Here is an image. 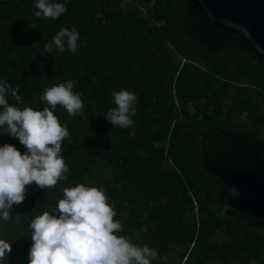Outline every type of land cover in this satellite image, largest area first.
<instances>
[{"label":"trees","instance_id":"trees-1","mask_svg":"<svg viewBox=\"0 0 264 264\" xmlns=\"http://www.w3.org/2000/svg\"><path fill=\"white\" fill-rule=\"evenodd\" d=\"M60 2L65 13L38 19L33 0H0V79L18 89L16 106L42 109L44 89L67 80L82 100L77 116L54 112L68 132L66 179L25 186L0 222L7 264H29L28 224L76 184L104 189L119 235L156 249L151 264H264V223L227 210L229 192L212 173L245 152L264 159V61L191 10L193 0ZM61 27L80 33L77 51L49 55ZM113 89L137 97L129 127L103 116ZM5 143L25 151L0 133Z\"/></svg>","mask_w":264,"mask_h":264},{"label":"clouds","instance_id":"clouds-1","mask_svg":"<svg viewBox=\"0 0 264 264\" xmlns=\"http://www.w3.org/2000/svg\"><path fill=\"white\" fill-rule=\"evenodd\" d=\"M33 5L38 19H56L66 11L60 0H33ZM79 36L75 28L61 27L44 49L49 55L53 51L75 53ZM17 92L0 79V133L18 138L25 149L22 154L13 144L0 145V222L9 221L13 205L25 199V186L34 182L47 189L66 179L69 168L60 153L68 132L54 112L57 105L69 116H77L82 109L72 80L45 88L40 101L46 106L39 110L17 107L22 102ZM110 95L115 107L103 114L105 119L112 126H131L136 95L126 89H113ZM9 96L15 104L9 103ZM115 216L103 188L86 184L62 188L53 212L43 211L28 224L29 264H151L156 249L119 235L122 224ZM11 243L0 237V264H7Z\"/></svg>","mask_w":264,"mask_h":264},{"label":"water","instance_id":"water-1","mask_svg":"<svg viewBox=\"0 0 264 264\" xmlns=\"http://www.w3.org/2000/svg\"><path fill=\"white\" fill-rule=\"evenodd\" d=\"M191 10L226 35L238 36L256 60L264 61V0H193ZM212 173L229 192L227 210L264 223V159L259 154L236 155L233 164L215 167Z\"/></svg>","mask_w":264,"mask_h":264},{"label":"rangeland","instance_id":"rangeland-1","mask_svg":"<svg viewBox=\"0 0 264 264\" xmlns=\"http://www.w3.org/2000/svg\"><path fill=\"white\" fill-rule=\"evenodd\" d=\"M134 3V2H133Z\"/></svg>","mask_w":264,"mask_h":264}]
</instances>
